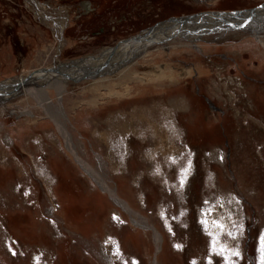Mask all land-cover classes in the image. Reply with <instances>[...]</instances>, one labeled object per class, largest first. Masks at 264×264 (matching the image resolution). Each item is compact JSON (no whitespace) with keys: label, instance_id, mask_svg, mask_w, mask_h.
Wrapping results in <instances>:
<instances>
[{"label":"rangeland","instance_id":"rangeland-1","mask_svg":"<svg viewBox=\"0 0 264 264\" xmlns=\"http://www.w3.org/2000/svg\"><path fill=\"white\" fill-rule=\"evenodd\" d=\"M262 2L0 0V83ZM219 36L137 59L111 93L89 87L107 75L48 88L70 142L37 99L0 100V264H264V41Z\"/></svg>","mask_w":264,"mask_h":264},{"label":"bare ground","instance_id":"bare-ground-1","mask_svg":"<svg viewBox=\"0 0 264 264\" xmlns=\"http://www.w3.org/2000/svg\"><path fill=\"white\" fill-rule=\"evenodd\" d=\"M40 11H42V9ZM248 12L249 11H244V13L240 15L241 18L225 15L219 19H216L215 16L211 15V13L198 15L196 17H193L191 22L183 24L180 28H177L178 26L176 24L174 25L171 23L161 22L159 25L155 26L151 30L141 32L136 37L133 38L131 37L125 40L123 43L117 45L116 47L102 51L100 54L98 53L99 55L95 57H90L87 59H79L66 64H62V63L54 64L53 65V68H55L54 70L48 72H42L41 70H39L37 72L29 74L25 82L23 80L24 77L18 80L10 79L8 81H5L4 83L2 82L0 83V92L2 91L6 95L0 93V100L7 98V95L14 96L13 93L26 94L28 97H33L37 99L39 105L42 108H44V111L47 112V115L54 122L55 127L57 128L61 136L65 138L66 142H70L69 135L65 129L66 124L63 121L65 120L64 115L62 114L61 110L56 108L51 109L50 107L51 101L47 96L48 88L55 89L57 91L58 98L60 99L61 96L63 95L65 84L69 80L79 81V80H85L89 78L93 79L96 77L107 75L106 77L94 81L93 83L90 82L91 84H89V87H91L92 89L91 90L92 94L97 93L100 90V88L111 93V91H113L112 90L113 86L111 87L109 85L110 84L109 82L113 80H115L116 82L119 81L118 83L126 82L127 79L131 77L128 76L129 75L128 71H131L133 67H135L138 64L137 59L141 57L142 59H144L151 52L156 51L158 49L163 50L175 46L197 48L196 45H188L187 43H182V41L194 43L195 41L200 40L205 35L220 34L218 38H222L223 36L228 34L229 31H233V33L243 32V33H248L249 36H251L258 43L263 45L264 6H258L256 9H252V11H250L252 15L245 22V24H242L240 27H228L224 24V22H231L232 24L235 25L240 24L243 21L242 17L244 15H248L249 14ZM58 22H60L58 23V27L59 30L61 31L63 30V26L66 20L64 19L62 20L61 18H59ZM95 69L96 71H94ZM136 76L137 75H133L132 77L135 78ZM52 78L54 80L49 81L47 86L43 88L28 87L30 85L31 86L44 85L46 84L47 80H50ZM115 86L117 88L123 85L116 84ZM157 134L158 137L156 138L155 142L157 144V148L159 149V151H161L160 153L169 152L170 149L168 147H171L173 150H176L178 152L180 148L174 147L173 145L172 147L171 145H169L167 140L168 138L162 130L157 132ZM69 148L72 150L71 145H69ZM89 173L94 178V180L98 182L100 188L105 192L109 193L111 197L116 200L114 191L109 190L105 186L103 181L101 182V180H99L100 176L98 178L96 174L92 173L90 170ZM116 202L120 204L122 207H125L123 206L122 202H119V200H116ZM134 223L143 229L146 230L152 229L146 225L144 220L142 221L139 219L138 221H134Z\"/></svg>","mask_w":264,"mask_h":264},{"label":"water","instance_id":"water-1","mask_svg":"<svg viewBox=\"0 0 264 264\" xmlns=\"http://www.w3.org/2000/svg\"><path fill=\"white\" fill-rule=\"evenodd\" d=\"M258 6H264V2L262 3H259L258 5L254 6V7H251L249 9H239V10H230V11H223V10H218V11H203V12H198V13H192V14H186L184 15L182 18H179V17H168L164 20H161V21H158V22H155L153 25L145 28L144 30L140 31V32H143V31H149L151 30L152 28H154L155 26L159 25L161 22L162 23H171V24H176L178 27L177 28H180L183 24L185 23H189L192 21L193 17H196L198 15H203V14H208V13H211V15L215 16L216 19H219L223 16H234V17H238V18H241L240 15L244 13V10H247L249 11L248 15H244L242 17V22L240 24H232L231 22H224V24L228 27H240L242 24H245V22L250 18V16L252 15L250 11H252V9H256ZM137 34L135 35H132L131 37H136ZM55 68H53V66H49V67H42L40 68L39 70H41L42 72H48V71H52L54 70ZM96 71V69L94 70ZM29 75H26L24 77V82L25 80L28 78Z\"/></svg>","mask_w":264,"mask_h":264},{"label":"flooded vegetation","instance_id":"flooded-vegetation-1","mask_svg":"<svg viewBox=\"0 0 264 264\" xmlns=\"http://www.w3.org/2000/svg\"><path fill=\"white\" fill-rule=\"evenodd\" d=\"M64 27V26H63ZM64 29V28H63Z\"/></svg>","mask_w":264,"mask_h":264}]
</instances>
